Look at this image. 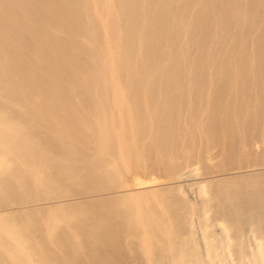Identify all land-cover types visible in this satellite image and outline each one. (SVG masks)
Segmentation results:
<instances>
[{
	"label": "bare ground",
	"instance_id": "1",
	"mask_svg": "<svg viewBox=\"0 0 264 264\" xmlns=\"http://www.w3.org/2000/svg\"><path fill=\"white\" fill-rule=\"evenodd\" d=\"M263 111L264 0H0V200L14 190L29 198L30 188H39L49 170L58 165L66 172L64 178L73 176L76 170L69 171L73 157L75 161L89 157L87 162L82 160V169L95 170L99 178L123 175L124 179L123 170L144 163L154 148L158 164L164 162L170 172L180 165L175 163L176 154L180 150L190 154L196 144L208 150L214 141L223 147L219 139L224 135L232 150L231 140L251 134L257 119L264 124ZM223 119L227 121L224 130L219 122ZM252 140L254 146L259 142ZM247 142L239 149L247 144L251 148ZM206 150L200 155H209L211 149ZM234 150L229 152L233 157ZM240 153L238 157L244 158ZM250 156L245 168L252 164V157L260 160ZM64 157H69L67 163ZM202 158L205 163L211 161ZM192 161L190 169L195 167ZM177 170L176 177L172 176L175 192L165 191L162 186L168 185L160 183L165 177L159 185V176L153 173V180L132 175L135 187L122 186L123 179L118 184L126 189L115 197V215L136 230L145 264H264V182L251 181L252 176L245 174L234 179V168L233 178L227 175L226 179L225 173L212 180ZM57 171L55 175L62 172ZM67 184L59 185L68 188ZM65 188V197L73 198ZM172 192L178 196L172 197ZM45 202L36 198L31 205L35 210ZM11 211L0 213V258L13 264L32 263L17 221L23 219V211L17 217ZM88 211L94 217L95 212ZM47 213L50 231L61 216L53 209ZM72 213L67 216L72 218ZM91 219L95 224L96 219ZM154 247L159 254L153 252Z\"/></svg>",
	"mask_w": 264,
	"mask_h": 264
},
{
	"label": "rangeland",
	"instance_id": "2",
	"mask_svg": "<svg viewBox=\"0 0 264 264\" xmlns=\"http://www.w3.org/2000/svg\"><path fill=\"white\" fill-rule=\"evenodd\" d=\"M262 111V110H261ZM263 113H264V111H263ZM261 114H262V112H261ZM263 115V114H262ZM258 121H257V123H258V125H259V127H258V125H257V123L255 122L254 123V128H251L252 127V125H251V131L253 132H251V134H249L248 135V133H247V135H248V138H246V136L247 135H244V136H238V137H236L237 139L234 141V142H232V140L230 141L232 144H233V146H231L233 149L232 150H229V149H231L230 148V146H228L229 145V140L227 139V140H225L226 138L224 137V135L223 136H221V139H219V142H223L224 144H223V147H225V145H226V147L225 148H227V151H226V149L225 148H223V147H221V145L219 146L218 144H216L217 142H215V144H216V146H219V147H216L215 145H214V141H210V143H209V146L210 147H208V150L209 149H211L210 150V153H209V155L207 156V155H205V154H202L203 155V158L205 157H209L208 159H207V161L210 159L211 161H209V162H206L207 163V165H210L211 164V166H208V168L210 169V170H208L207 169V165H206V163H205V158H204V162H203V160L202 161H200L201 160V158H202V155H200L201 153L200 152H204L206 149L205 148H207V146H205V148H204V145H200L199 147V149L196 147L197 146V144H196V146L194 147V149L193 150H191L190 151V154L192 155V157H191V155L189 154V153H187L186 154V152L185 151H183V150H180V152H178L177 154H176V157H178V158H180V160L178 159H176V157H174L175 159H176V161H175V163H177V161H178V164H180L179 165V167L178 166H176L177 168H180V170H177V168L176 169H172V171H170L171 173H173V174H171V177L173 176V177H176V174H175V172H176V170H177V172H179V171H184V172H187L188 170V173L190 174H192V175H195V176H197L198 178H200V179H205L206 177H208V179H206V180H212V179H214L213 178V176L215 177V179H221L220 177H218V176H221L220 174H222V176L224 177V174H225V178H226V176L228 175L229 176V179H231V177L233 178V176H236L237 175V177H235L234 179H238V177H239V179L241 178V177H244V176H249V177H247V178H250V176H252L250 179H251V181L253 180V181H260L261 183H263L264 182V172H263V169L261 168L262 166H263V168H264V162L263 163H261V159H263V161H264V154H262V153H264V152H262V153H260V151L262 150V151H264L263 149H264V134H262L263 132H264V124L262 123V125H260V122H261V119H257ZM221 124V126H223V127H220L221 129H223L224 130V128L226 127V125H227V121H225V119H223V121L222 122H224L223 124L224 125H222V122L221 121H219ZM255 124H256V126H255ZM260 126H262V128L260 129V130H257L258 128H260ZM218 127H219V123H218ZM255 127H256V130H255ZM254 130H255V132H256V134H259L258 136H261L260 137V140H258L257 138H258V136L257 137H252V135H256V134H254ZM261 133V135H260V133ZM258 132V133H257ZM220 137V136H219ZM239 138V139H238ZM246 138V139H245ZM252 138H253V140H252ZM255 138H256V141H259V142H256V141H254L255 140ZM243 139H245V140H243ZM252 140V142L254 141V142H256V143H259V144H256L255 143V146H254V143H251L250 141ZM214 140L215 141H218V139L215 137L214 138ZM221 140V141H220ZM249 140V142H250V144L252 145L251 146V148H253V149H251L250 148V145H248L249 143L247 142ZM261 140H263V141H261ZM236 141L237 142H239V145L237 146V144L238 143H236ZM245 141V144L246 143H248L247 145L249 146L248 148H247V145H245V147L249 150H247L246 152L247 153H249L250 155H252L253 153H252V151L254 152V155H252V156H255L256 158L257 157H259V159L260 160H257L256 159V162H255V158L254 157H252V156H250V155H248V156H246V152H245V150L244 149H246L245 147H244V149H243V147L241 148V150L239 149L241 146H243L244 144H242L243 142ZM211 142L213 143V144H211ZM218 142V143H219ZM154 143V141L152 142V148H153V144ZM234 143L236 144V145H234ZM242 145H241V144ZM260 143L262 144V145H260ZM231 144V145H232ZM199 145V144H198ZM215 147V149H213V148H211V147H213V146ZM256 145H257V147H256ZM235 146H237V147H235ZM255 147V148H254ZM260 147H261V150H260ZM203 148V150L201 151V149ZM219 148V149H218ZM234 148H237L238 150H240V151H238L237 149H236V151L234 150ZM258 148V150L257 151H259V153L258 152H256L255 150ZM197 149H198V152H197ZM217 149L220 151V150H222L221 152H219V151H217ZM250 149H251V151H250ZM208 150H206V153L208 152ZM213 150V151H212ZM229 150V151H228ZM233 150L235 151L234 152V156L235 157H233L232 156V154L231 153H229L230 151H232L233 152ZM243 150V151H242ZM240 153L241 151H242V153L243 154H239V156H243V155H245V157L244 158H242V157H238V152ZM152 153H151V155H149V158H148V160H150V161H148V160H146L145 162L147 163H141V164H139V163H136V165H131L130 167H132V166H134L133 168H130V170L132 171V172H130V174H129V171H126L127 169H129V168H126V170L124 169V168H120V170L122 171L123 169V171H124V179H123V177H121V176H123V175H118L116 178H111L110 176H108V175H106L104 178H99L98 177V175H96L97 174V172H95V170H92L91 168H86L85 170H83L82 169V167H84L85 166V164L83 165V163L84 162H87V160L89 159V157H81V158H79V157H77V158H79V159H76V161H75V157H73L72 159H73V161L75 162H73V161H70V166H72V168L70 167L69 168V171L70 172H72V170L74 171V169L76 170V172L74 171V175L72 176H70L71 177V180H68L69 182H70V184L72 183V181L73 182H76V183H74L75 185H80L81 187H83V186H85V187H83V188H81V187H78V186H76V187H78V188H76L75 186H73L74 187V189H73V187H71L72 185H74L73 183H72V185H69V182H67L66 180L68 179V178H70V177H66V178H64V170L62 169V167L60 168V166L58 165V167L60 168H57L56 167V169L53 167L52 169H50L49 170V173H48V175H45V178H44V182H43V184L39 187V188H35V187H33V190L30 188V191H29V198H27V199H24L23 197V194L22 193H20L18 190H16V192L18 191V193H16L15 192V190L14 191H12L11 192V194H9L8 195V197H3V199H2V197H1V200H0V213L1 212H5V210H8V209H12V211H11V214H12V217H17V214H18V212H20V211H23V219L22 220H19V219H17V221L18 222H20V224H21V227H23V235H24V238L26 239V248H27V250H28V252H29V254H30V257L32 258V263H34V264H145V261H144V259H143V257H142V250H141V244H140V241L139 240H136L137 239V237H136V230L135 229H130L129 228V226H128V224L125 222V221H123L121 218H118L116 215H115V213H116V206H115V197H117L118 196V194L120 193V192H122V190H125L126 188H124L125 187V185H126V187L127 188H131V187H135V186H133V184H135L134 182H133V180L135 179L134 177H140L141 175V177L140 178H143V179H145V180H147V177H148V180H149V177H151V179H152V176L154 175V176H159L156 180H157V183L158 182H160L159 180L160 179H162V178H164V181H162V182H160V183H162L163 185H168V187L166 186H162V188L165 190L166 188H170V190L169 189H167V190H169V191H167V190H165V191H167V192H171V190L173 189H175V188H173L174 186H175V182L173 181V180H175V179H173V177H172V182H170L171 181V177H168L167 176V174L169 175V173L170 172H168L167 171V169H165V167H167L166 166V164L163 162L162 163V166H161V164H158V163H160V161H158L157 159H159V158H157V154H156V151H155V149L153 148L152 149V151H151ZM182 152V153H181ZM197 152V153H196ZM212 152H214V155L212 154V156L210 155ZM225 152V153H224ZM180 153H181V155H180ZM184 153V154H183ZM205 153V152H204ZM219 153H221V154H219ZM245 153V154H244ZM252 153V154H251ZM255 153H257V154H255ZM189 154V155H188ZM198 154V155H197ZM219 154V155H218ZM227 154L229 155V154H231V156H227ZM258 154L260 155V156H263V157H260V156H258ZM153 155V156H152ZM183 155V156H182ZM216 156H220V157H217V159H219V160H217L220 164H218L217 163V165H216V168H214V166L215 165H213L214 163H216L217 161L214 159V158H216ZM249 156L250 157H252L253 159V161H251V162H249V164H253V162H255V164L257 163V161L259 162V163H257L256 164V166H254L255 164H251V165H248L247 167L248 168H251V166H254L253 168H258V169H256V173L253 171V168H251V169H249L248 171L246 170V169H248L247 167L245 168V166L247 165L245 162V160H247L246 159V157L247 158H249ZM150 157H152V162H151V159H150ZM187 157V158H186ZM198 157V158H197ZM201 157V158H200ZM212 157H214V158H212ZM221 157H223V158H221ZM227 157V159H225ZM234 159V158H236V157H238V159L240 160H243V162H244V166L242 165L243 164V162L240 160H238L237 158L236 159H232V158ZM65 159H66V157H64ZM68 158L69 157H67V159H66V163L68 162ZM95 158V160H97V162H100V161H102V158L101 157H94ZM146 158V159H147ZM186 158V159H185ZM191 158H193V161L191 160ZM195 158V159H194ZM202 158V159H203ZM188 159V160H187ZM229 159V160H228ZM231 159L233 160V162H231ZM250 159V158H249ZM247 160V162L248 161H250V160ZM77 160H79V161H77ZM82 160L84 161V162H82ZM183 160H185L184 161V163L182 162ZM186 160H187V162H186ZM195 160L199 163H197V162H195ZM215 162H214V161ZM225 160V161H224ZM237 160V161H236ZM155 161V162H154ZM180 161V162H179ZM190 161H192L191 162V164H195V167L193 168V169H190L189 168V166H190ZM213 161V162H212ZM221 161H223V162H221ZM235 161V162H234ZM238 161L240 162V165L238 164ZM72 162V163H71ZM80 163V164H78V163ZM82 162V163H81ZM77 163V164H76ZM156 163V164H155ZM181 163L182 164H185L186 165V167L184 166V165H181ZM189 165H188V164ZM201 163H205V165L206 166H204L203 164H201ZM238 165H237V164ZM260 163H261V165H260ZM139 164V165H138ZM154 164V165H153ZM165 164V165H164ZM193 164V165H194ZM236 165V167L238 168V166H242V167H244V169L242 168V167H240V168H242V169H240V168H238V170L236 169V167H235V165ZM246 164V165H245ZM157 165V166H156ZM160 165V166H159ZM203 165V166H202ZM221 165H222V167H221ZM223 165H225L226 166V170H227V168H228V170H229V174L227 173L228 172V170H227V172H226V170H225V166L223 167ZM228 165V166H227ZM140 166H141V168H140ZM181 166L183 167L182 169H185V170H181ZM160 167H162L163 168V171H164V169H165V171L163 172L162 171V169L159 168ZM173 167H175V165L173 166ZM191 168H192V166H190ZM203 167H205V170H208L209 172H206L205 170H204V168ZM219 167V168H218ZM137 168V169H136ZM145 168H147L146 169V171L144 170ZM157 168V169H156ZM200 168H202L201 169V171L199 170ZM231 168H234V171L232 172L231 171ZM57 169H58V171H57ZM138 170V172H136V170ZM155 169V170H154ZM159 169V170H158ZM212 169H214V170H212ZM218 169V170H217ZM222 169V170H221ZM59 170L60 171H62L61 172V174H56L55 175V173H56V171L58 172V173H60L59 172ZM203 170V171H202ZM212 170V171H211ZM225 172H224V171ZM237 170V172H240V170H241V172L238 174L237 172L235 173V171ZM245 170H246V172H245ZM252 170V171H251ZM255 170V169H254ZM257 170H258V172L259 173H261V174H258V172H257ZM52 171V172H51ZM78 171V172H77ZM142 172V174H141V172ZM160 171V172H159ZM194 171L197 173V172H203V175H200L199 173H195V174H193L194 173ZM243 171V172H242ZM127 172V173H126ZM135 172V173H134ZM147 172H148V174H147ZM151 172V173H150ZM162 172L165 174V175H162ZM167 172V173H166ZM205 172H206V174H205ZM211 172V173H210ZM218 172V173H217ZM220 172V173H219ZM233 173V176H232V173ZM51 173H53V175H51ZM66 173V172H65ZM76 173V174H75ZM94 173H96V174H94ZM126 173V174H125ZM138 173V174H137ZM140 173V174H139ZM153 173V175L151 176V174ZM158 173H159V175H158ZM234 173L236 174V175H234ZM253 173V174H252ZM64 174V175H63ZM70 174H72V173H70ZM79 174V175H78ZM84 174H85V176H84ZM119 174H121L120 172H119ZM128 174V175H127ZM134 174L136 175V176H134ZM150 174V176H148ZM212 174H214V175H212ZM219 174V175H218ZM241 174V175H240ZM244 176H243V175ZM257 175V177H256V175ZM57 177V176H59V177H55V176ZM60 175L62 176L61 178H62V180L64 179V181L62 182V180H61V178H60ZM79 177L80 176V178H77L76 179V177L77 176ZM129 175H131V177L129 176ZM132 175L134 176L133 178H132ZM144 175V176H143ZM162 175V176H161ZM206 175H208V176H206ZM212 177H211V176ZM216 175V176H215ZM218 175V176H217ZM254 175V176H253ZM261 175V176H260ZM66 176V175H65ZM76 176V177H75ZM164 176V177H163ZM170 176V175H169ZM200 176H203L202 178L200 177ZM205 176V177H204ZM209 176H210V178H209ZM53 177H55V178H53ZM75 177V179H73ZM90 177H92V179L90 178ZM138 177V178H139ZM146 177V178H145ZM162 177V178H161ZM259 177H262V178H260L259 179ZM156 178V177H155ZM166 178H168V180H166L167 182V184H165V179ZM257 179V180H255V179ZM58 179V180H57ZM105 179V180H104ZM122 179H123V181H125V183L123 182V184L120 182V181H122ZM132 179V180H131ZM142 179V180H143ZM150 179V180H151ZM153 179H154V177H153ZM152 179V180H153ZM222 179H224V178H222ZM227 179V178H226ZM228 179V180H229ZM249 179V180H250ZM61 180V181H60ZM76 180H80V182L81 183H79L78 181H76ZM82 180V181H81ZM86 180V181H85ZM88 180H90V181H88ZM116 180V181H115ZM131 180V181H130ZM225 180V179H224ZM66 181V182H65ZM135 181V180H134ZM92 182V183H91ZM126 182H127V184H126ZM131 182H133V184L131 183ZM47 183H49V184H47ZM62 184V183H64V186L66 187V185H65V183L68 185V188H65L64 186H60L59 184ZM94 183V184H93ZM96 183V184H95ZM121 183V185L122 186H124V187H121V185H118V184H120ZM160 183H158L159 185H160ZM170 183V184H169ZM88 184V185H87ZM90 184V185H89ZM93 184V185H92ZM114 184V185H113ZM125 184V185H124ZM161 184V185H162ZM174 184V186L172 187V185ZM44 185V186H43ZM47 185H48V187H47ZM99 185H101L103 188H105V189H108V190H106L105 191V189H104V192L102 191L103 190V188H101V186H99ZM169 185H171V186H169ZM116 186V187H115ZM121 188H120V187ZM46 187V188H45ZM54 187H55V190H54ZM59 187V188H58ZM87 187H88V189H87ZM121 189H119V188ZM165 187V188H164ZM49 188V190L50 191H48L47 189ZM53 188V189H52ZM63 188H65L66 189V191H68L69 190V192L71 193V195L73 194V195H75L73 198H71V196H68L67 194H69V192H66V197H65V192H64V189ZM76 188V189H75ZM36 189V190H35ZM46 189V190H45ZM77 189H79L78 190V192L76 191ZM82 189H84V190H82ZM86 189L88 190L87 192H86ZM41 190V191H40ZM92 191V192H94V194L92 195L89 191ZM110 190V191H109ZM73 191H75V192H73ZM120 191V192H119ZM176 190H174V192H175ZM13 192H15V193H13ZM43 192L45 193V194H43ZM55 192H57V194L55 193ZM61 192V193H60ZM64 192V193H63ZM97 192V193H96ZM106 192V193H105ZM110 192V193H109ZM174 192H172L173 194H172V197L174 196V197H177L178 196V194L177 193H175V194H177L176 196H175V194H174ZM34 193V194H33ZM52 193V194H51ZM63 193V195H61ZM97 195H96V194ZM12 194H15V195H17V198H16V200H15V195H12ZM31 194V195H30ZM50 194V195H49ZM163 194H165L164 192H163ZM52 195V196H51ZM55 195H57V196H55ZM72 195V196H73ZM168 195V194H167ZM171 195V194H170ZM169 195V196H170ZM42 196V197H41ZM53 196H55V197H53ZM42 198V200H44V201H46L47 203H49V204H47L46 202L45 203H43V206H42V208L41 207H38V206H36L37 208H35V210H34V206H32L31 204H33L34 203V200L36 199V198H39V199H41ZM72 199H70V198ZM76 197H78V198H76ZM49 198H51V199H53V200H49L48 201V199ZM69 198V199H68ZM75 198V199H74ZM84 198V200H82ZM5 199H7V200H5ZM58 199V200H57ZM61 199V200H60ZM68 199V200H67ZM81 199V200H80ZM15 200V201H14ZM22 200H24V202H22ZM27 200H28V203H27ZM80 201V202H78V203H80V204H77V203H75V201ZM3 201H4V203H3ZM6 201V202H5ZM8 201V202H7ZM70 201V202H69ZM73 201V202H72ZM81 201H82V203H81ZM15 202V204H13ZM17 202H22V203H20V205H19V203L17 204ZM29 202H31V203H29ZM51 202V203H50ZM57 202V203H56ZM59 202V203H58ZM90 202H91V204H90ZM96 202H98V204H99V206H98V204L96 203ZM3 203V204H2ZM8 203V204H7ZM10 203V204H9ZM70 203H72L73 205H69ZM54 204V205H53ZM56 204H57V207H56ZM29 205V206H28ZM31 205V206H30ZM44 205H46V206H44ZM75 205V206H74ZM78 205V207L79 208H81V212H80V210H79V208L78 209H76L77 211H78V213H77V211L75 210V207ZM81 205V206H80ZM84 205H86L85 206V208H83V211H84V213H83V211H82V207L84 206ZM23 207V208H21V209H18V207ZM69 206V207H68ZM70 206H73V207H70ZM93 208H92V207ZM114 206V207H113ZM28 207V208H27ZM100 207V208H99ZM43 208H45L46 210H44ZM55 208H56V210H55ZM71 208H74L73 210L71 209ZM87 208V209H86ZM103 208V209H102ZM105 208V209H104ZM2 209V210H1ZM22 209H24V210H22ZM49 209H53V213H55V215L57 216V217H59V216H61V217H59V220L57 221V223H54V224H52L51 226V229H50V231H48V225H49V220L47 219L48 217H47V212L49 211ZM85 209V210H84ZM88 209H90L92 212H95L94 213V215L93 214H91L92 216H94V217H91L90 216V214L89 213H91L90 211H88ZM31 210H33V211H31ZM41 210V211H40ZM71 210L73 211V213L71 212ZM94 210V211H93ZM104 210V211H103ZM68 211V212H67ZM59 212V213H58ZM74 212H76L75 214H74ZM17 213V214H16ZM26 213V214H25ZM34 213V214H33ZM69 213H72L73 214V217L71 218L70 216H67V215H69ZM84 214H85V216H84ZM111 214L113 215V216H111ZM16 215V216H15ZM108 215V216H107ZM65 218H64V217ZM88 216H90L91 218H95L96 219V223L95 224H92L93 222H94V220L93 219H91V218H88ZM113 217V218H112ZM84 218V219H83ZM87 220H86V219ZM69 219H71V220H69ZM79 220V221H78ZM83 220H86V222H84ZM93 220V221H92ZM72 221H77V223H74L73 224V222ZM98 221V222H97ZM86 224L85 226H88V224H89V226L88 227H86V229H90V230H88V231H90L87 235H84L85 233H86V229H85V226H84V228H82L81 226L83 225V224ZM88 223V224H87ZM92 225H91V224ZM97 223H102L101 225H103V226H101V225H99V226H96V224ZM78 225V226H77ZM96 226V228H95V226ZM81 227V229L79 230V228ZM76 228H78V229H76ZM92 230V231H91ZM93 230H94V232H93ZM99 230L103 233H100L99 232ZM132 231L134 234H131V232H129V231ZM62 231L65 233H62ZM65 231H69V232H65ZM82 231H84L83 233H82ZM96 231H98V233L99 234H101V236L102 237H100V235L98 236L97 234H93V233H96ZM135 231V232H134ZM80 232V233H79ZM93 232V233H92ZM67 233H69V234H67ZM128 233V234H127ZM90 234H92V236H90ZM73 235H74V237H73ZM90 236V238H89V236ZM97 235V236H96ZM105 237H104V236ZM106 235L108 236V237H106ZM68 236H70L69 238H68ZM72 236V237H71ZM80 236H84V237H80ZM96 236V238H94ZM97 237H99L101 240H99V241H97ZM104 237V238H103ZM57 238V239H56ZM87 238H88V240H90V241H88L87 240ZM134 238V239H133ZM91 239L93 240V239H95L94 240V242H92L91 241ZM59 240V241H58ZM87 241H88V243H87ZM96 241V242H95ZM97 242L99 243V244H97ZM89 245V247H88V245ZM29 247H28V246ZM71 245V246H70ZM99 245H101V246H99ZM65 246V247H64ZM140 246V247H139ZM100 247H102V249L100 248ZM110 249H112V250H110ZM105 251V252H104ZM48 252H49V254H48ZM153 252L155 253V254H159L160 253V251H159V249L157 248V247H154V249H153ZM51 254L53 255V256H51ZM118 254V255H117ZM51 256V257H50ZM54 256H56V257H54ZM81 256V257H80ZM97 258V260H96V258ZM100 259H99V258ZM104 259H103V258ZM4 260V261H3ZM31 263V261H30V263H29V261H25V264H32ZM0 264H13V263H11V262H9V261H7V260H5V258H0Z\"/></svg>",
	"mask_w": 264,
	"mask_h": 264
}]
</instances>
